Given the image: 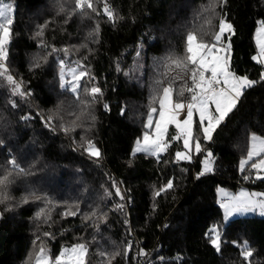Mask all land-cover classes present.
Wrapping results in <instances>:
<instances>
[{
  "label": "trees",
  "instance_id": "1",
  "mask_svg": "<svg viewBox=\"0 0 264 264\" xmlns=\"http://www.w3.org/2000/svg\"><path fill=\"white\" fill-rule=\"evenodd\" d=\"M4 1H12L15 6L9 67L15 68L13 76L23 82L31 96L13 97L10 89L0 84V140L4 141L0 145V174L11 168L7 161L12 157L29 173L13 172L14 183L8 189L13 197L12 209L5 211V205H0V264H22L31 248L42 243L53 258L66 246L85 243L89 255L94 256L87 264H96L101 251L120 253L111 264H133L132 251L128 256L123 254L131 238H137L138 249L162 246L159 256L163 260L155 255L153 264H264V217L250 215L224 223L217 202L221 186L264 191V180L244 179L246 171L239 170L250 136L264 138V80H260L264 67L252 60L257 54L254 33L258 22L264 20V0H227L222 6L217 3L216 16L202 13L215 0H107L114 22L103 14L104 0H94L100 15L87 9L84 14L73 12V0H62L63 13L59 12L58 0ZM224 15L235 30L231 69L257 83L244 91L210 143L203 140L198 124L195 126L194 136L204 149L214 153L213 170L197 178L206 153L193 155L191 161L176 162L175 152L183 149L182 139L171 142L159 162L156 157L142 154L133 157V145L145 129L153 84L166 71L165 58L184 55L188 31L195 29L199 36L203 26L204 39L210 40ZM208 19L212 24L205 23ZM45 24L43 35L38 37L36 33ZM41 41L48 47H41ZM85 44L87 48L82 47ZM53 45L57 49L68 47L69 55L58 52L48 57L47 63L40 59L41 66L35 68L37 58L47 55ZM59 59H64L69 68L76 67L77 62L86 66L95 80L84 77L82 89L96 85L103 92L85 111L82 126L75 131L60 117L53 119L54 130L41 119L42 111L43 116L50 117L56 99L79 105L74 94L60 87ZM177 72L173 66L170 75L176 76ZM183 83L176 80V91ZM80 99L91 98L81 90ZM12 100L18 107L11 106ZM152 106L158 107V102ZM23 115L31 118L21 120ZM62 116L73 118L68 112ZM60 124L69 131L65 133ZM175 134L171 126L168 135ZM82 137L91 139L100 149L99 163L83 152ZM113 179L124 189V200L115 196ZM168 179L173 180V189L157 197L155 192ZM105 189L113 195L105 197ZM30 190L47 194L52 203L45 205L32 198L22 203ZM76 203L80 207L77 215H62L66 210H75ZM118 203L124 204L122 211L116 210ZM90 206L107 213L106 222L103 218L85 221L83 213L91 211ZM40 208H45V214L37 220ZM47 215L51 219L45 223ZM214 225L222 237L219 253L207 235ZM45 232L52 233L54 239L45 237ZM245 241L253 252L249 261L240 255Z\"/></svg>",
  "mask_w": 264,
  "mask_h": 264
},
{
  "label": "snow or ice",
  "instance_id": "2",
  "mask_svg": "<svg viewBox=\"0 0 264 264\" xmlns=\"http://www.w3.org/2000/svg\"><path fill=\"white\" fill-rule=\"evenodd\" d=\"M74 9L73 12L79 10L81 14H84L85 10H91L92 13L100 15L94 0H73ZM99 2V0H97ZM60 4L59 12H65L62 0H58ZM217 3L223 5L227 3V0H215L206 6L202 13L210 12L213 16L219 15L216 12ZM15 7L12 3H6L4 0H0V84L7 86L10 89V95L13 97L19 96L21 99H27L31 96L30 91H26L23 87V82L17 80L10 72L8 67V45L11 42L12 26L14 24ZM72 13H68L70 16ZM103 14L110 22H114V14L107 3V0L103 2ZM67 22V21H65ZM207 24H211V19L205 21ZM259 26L256 29V45L258 52L252 56V60L257 64L264 67V20L258 22ZM47 24L40 26V30L36 33L38 37L43 35V29ZM95 32L99 33V24L96 25ZM201 35H197V31L194 29L188 31L184 42V55L172 56L165 58V72L161 73V78L156 80L153 84V95L151 96L150 106L147 112V120L144 127L149 131H145L142 139L135 141V147L132 150V156L137 153H144L152 157H156L159 162L161 154L167 152L173 141H183L184 151L175 152V161H191L193 154L200 155L206 153L203 163V170L197 173V178L204 175L207 172L213 170V153L202 148L201 141L198 137L194 136V114H198L199 131L202 133L204 141H211L213 134L220 127V125L226 120L237 107L240 98L244 91L253 87L257 81L249 79L247 75H238L231 69L230 64V51H231V38L235 34L233 25L227 20L226 15L220 16L218 22V31L211 34L210 40H205L203 26L200 28ZM91 35V33H90ZM226 37V42H225ZM41 47H48L41 41ZM87 48V45H82ZM91 52V49H88ZM58 52H63L65 56L69 55V48L64 47L57 49L54 45L51 46V50L44 57H38L37 62L34 64L35 68H39L40 59H43L44 63L48 62V57L54 56ZM139 56V52H137ZM84 59H87L85 57ZM59 65V81L62 89H67L74 94L77 101L83 105L81 115L84 110H87L91 104L95 103L98 97L103 95L102 89L99 86L93 85L90 88L81 87V80L84 77H88L90 80H95V77L86 70V66L77 62L76 67L69 68L66 65L64 59L57 61ZM175 67L178 70L176 76H171V69ZM120 69L118 68V71ZM66 76L70 79H66ZM176 80H183L184 83L176 91L174 84ZM260 80H264V71L260 73ZM167 81V83H165ZM190 81V84H189ZM81 90L89 96L90 100H81ZM185 93L188 96H185ZM158 102L159 107L152 106ZM13 108L18 107L15 100L10 101ZM105 109H108V105H104ZM184 116L181 119V116ZM158 117V118H157ZM30 115H23L21 120L30 119ZM80 116L76 119L80 120ZM43 120L44 118L41 117ZM94 120L95 117H90ZM45 126L52 127V117H48L44 120ZM82 124H74L72 128L75 131V127H81ZM174 126L176 134L169 136V128ZM65 133L69 131L68 128L63 127ZM154 128V131H152ZM251 147L247 152V158L241 159L239 163L240 171H245V166L252 161L250 168L255 170L256 179L264 180V158L254 160V157L262 156L264 154V138L252 134ZM83 143L80 147L83 152L86 153L89 158L94 159L97 163L101 160L102 153L100 149L95 145L91 139L82 137ZM4 141L0 140V145H3ZM8 164L11 168L3 169L0 174V205H5V211H10L12 205L10 201L13 199L8 194V189L14 183L13 172L18 174L27 175L24 168H22L16 161L15 157H12ZM245 176L244 179H248ZM174 184L172 179H168L166 184L163 185L155 195L158 197L163 192H167L173 189ZM111 188L115 190V196L120 200H124V194L121 190L119 182L111 180ZM113 194L108 189H105V197H111ZM33 201L43 202L45 205L52 203L50 197L44 193H38L36 190L28 191L25 196L22 197V203H29L30 199ZM221 207L224 209V220L236 213L254 212L259 209L261 215H264V192H247L241 191L238 195H231L230 193L223 192L221 199ZM91 211L83 213V219L85 221L93 220L94 218L99 220L103 218L106 222L107 213L101 212L99 207H91ZM124 204H116V210L122 211ZM80 212L79 203H76L75 210H66L62 215L75 216ZM45 214V208H40L36 213V219L40 220ZM3 213H0L2 216ZM51 219L50 215L45 217L44 222L47 223ZM127 223V221H125ZM96 230L99 231V226L96 225ZM208 238L211 246L219 253L221 251L222 237L221 232L217 226H213L209 229ZM44 236L49 239H54V236L50 232H45ZM96 237H93V241ZM239 247V245H237ZM133 245L131 241L127 243V246L123 249V254L128 256ZM88 254V246L85 243H76L71 247L62 248L59 254L53 256L50 251L41 244L39 251L35 255V264H86V256ZM119 252L109 254L101 251L99 255L103 257H110L108 264H111V259H114ZM138 256H146L147 253L141 249ZM240 255L244 261H249L253 256V252L245 241L241 248ZM31 255L29 259L31 260ZM161 259H163L161 257ZM104 264V261H101Z\"/></svg>",
  "mask_w": 264,
  "mask_h": 264
},
{
  "label": "rangeland",
  "instance_id": "3",
  "mask_svg": "<svg viewBox=\"0 0 264 264\" xmlns=\"http://www.w3.org/2000/svg\"><path fill=\"white\" fill-rule=\"evenodd\" d=\"M4 2H6V3H12L13 5H14V3L12 2V1H4ZM185 5H182V8L184 7ZM15 7V6H14ZM212 24V23H211ZM213 25H214V23H213ZM216 31H218V29L216 30ZM171 34H174V33H171ZM254 42H255V46H256V49H257V45H256V32L254 33ZM257 52H258V49H257ZM8 67H9V64H10V62H9V60H8ZM34 63V62H33ZM9 69H10V72H11V74L12 75H15L16 74V70H15V68L13 67H9ZM66 79H70V77H68V76H66ZM86 82H87V79H86ZM85 82V83H86ZM88 84V83H87ZM86 84V85H87ZM52 93V95L53 96H55V93H53V92H51ZM56 97V96H55ZM55 108H53L52 110H50V112H51V115H50V117L52 116L53 118H52V127H50V128H52L53 130L54 129H56V124H55V120H56V117H60L61 119H62V121H63V123L64 124H70V126L73 128L74 127V124H81V122H83V117H84V113H85V111L86 110H84V112H83V115H81V112H82V110H83V105L82 104H80L79 103V105H77V104H74V103H72V104H67V103H65V102H62V101H60V102H58V100L56 99L55 100ZM158 107H159V105H158ZM157 107V108H158ZM69 113L70 115H72L73 116V118H68V117H63L62 115H64L65 113ZM43 115H45V112L44 111H42L41 112V117H43L44 119H43V122H44V120H46L47 118H48V116H43ZM77 116H80L81 118H80V120H77L76 119V117ZM158 118V117H157ZM184 118V116L182 115L181 116V119H183ZM53 119H55V120H53ZM146 120H147V118H146ZM146 120H145V123H146ZM198 122H199V117H198V114H194V132H195V126L198 124ZM59 126H62L61 124L59 125ZM80 127H75V129H79ZM171 128V127H170ZM169 128V129H170ZM96 129H97V126H96ZM145 131H149L148 129H144L143 130V132H142V134H141V136L140 137H138L139 139H142V136H143V134H144V132ZM152 131H154V128H153V130ZM201 135H202V133H201ZM257 136H259V135H257ZM251 137V136H250ZM259 137H261V136H259ZM137 138V139H138ZM261 138H263V137H261ZM136 139V140H137ZM212 141V140H211ZM211 141H205V142H207V143H210ZM182 144H183V141H182ZM134 147H135V143H134V145H133V149H134ZM250 147H251V139H249V148H248V150L250 149ZM203 148V147H202ZM181 151H184V148L181 150ZM248 152V151H247ZM137 154H142V155H147V154H144V153H137ZM136 154V155H137ZM162 155V154H161ZM193 155H195V154H193ZM147 156H149V155H147ZM247 158V153L246 154H244V155H241V157H240V160L241 159H246ZM261 158H264V154H262V156H258V157H254V160H259V159H261ZM204 160V159H203ZM240 160H239V163H240ZM251 163H252V161H250L249 162V164L248 165H246L245 166V174H246V176H248V177H255L256 178V173H255V170H252L251 168H250V165H251ZM239 170H240V167H239ZM241 172V171H240ZM241 173H243V172H241ZM261 175H264V173H261ZM258 180V179H257ZM122 190V192H123V194L126 196V194L124 193V189H121ZM241 191H247V192H264V191H258V190H254V189H249V188H246V187H239L238 189H235V190H233V189H230V188H228V187H219L218 189H217V202H218V204L221 206V199H222V193L223 192H227V193H230L231 195H238ZM222 208V207H221ZM222 214H223V218H222V220H223V222L224 223H228L230 220H232V219H235V218H238V217H247V216H249V215H255V214H258V216H260L261 215V213H260V211H259V209H257L256 211H254V212H247V213H236V214H234V215H232L231 217H229L227 220H224V209L222 208ZM264 216V215H263ZM130 241V239L128 240V242ZM133 244V243H132ZM43 245L45 246V243H43ZM40 246H41V244H35L32 248H31V250L29 251V253H28V255H27V257L23 260V262H22V264H31L32 262H35V255H36V251H39V248H40ZM66 247H71V246H66ZM65 248V247H64ZM47 249V248H46ZM48 250V249H47ZM89 251H90V249L88 248V255L86 256V264H87V262H89V260L90 259H94V256L93 255H89ZM31 255V260L29 259V256ZM98 260L96 261V264H101V262H100V259L102 258L100 255H99V253H98ZM104 258V264H108V261H109V259H110V257H103ZM115 258H117V255L115 256ZM136 259H137V262H136V264L138 263L139 264V262L141 261V259H142V257H140V256H138V255H136ZM112 260H114V259H111V262H112Z\"/></svg>",
  "mask_w": 264,
  "mask_h": 264
},
{
  "label": "built area",
  "instance_id": "4",
  "mask_svg": "<svg viewBox=\"0 0 264 264\" xmlns=\"http://www.w3.org/2000/svg\"><path fill=\"white\" fill-rule=\"evenodd\" d=\"M132 202V200L130 199V203ZM131 243H133L132 245L133 246H136L138 245V241H136V239H132ZM140 251V249H136L135 250V254H134V264H136L137 262V259H136V255L137 253ZM147 255L146 256H140L142 257L141 261L139 262V264H153L155 262V255L159 257V260H163L161 259V257L163 256H159L162 252V246L159 245L158 247L156 248H150L148 250H144ZM138 264V263H137Z\"/></svg>",
  "mask_w": 264,
  "mask_h": 264
},
{
  "label": "clouds",
  "instance_id": "5",
  "mask_svg": "<svg viewBox=\"0 0 264 264\" xmlns=\"http://www.w3.org/2000/svg\"><path fill=\"white\" fill-rule=\"evenodd\" d=\"M47 127V126H46ZM47 128H49V129H52V128H50V127H47ZM240 187H245V186H240ZM247 188V187H246ZM131 233H133V232H131ZM133 235V234H132ZM136 239V241H138L137 240V238H135ZM130 241H132V238L130 239ZM139 243V242H138ZM137 249V245L136 246H133L132 247V249H131V251H132V253H133V258H134V254H135V250ZM141 250V249H140ZM144 250V249H143ZM134 264V263H133Z\"/></svg>",
  "mask_w": 264,
  "mask_h": 264
},
{
  "label": "crops",
  "instance_id": "6",
  "mask_svg": "<svg viewBox=\"0 0 264 264\" xmlns=\"http://www.w3.org/2000/svg\"><path fill=\"white\" fill-rule=\"evenodd\" d=\"M255 215H258V214H255ZM249 216H250V215H249ZM260 216L264 217L263 215H260Z\"/></svg>",
  "mask_w": 264,
  "mask_h": 264
},
{
  "label": "water",
  "instance_id": "7",
  "mask_svg": "<svg viewBox=\"0 0 264 264\" xmlns=\"http://www.w3.org/2000/svg\"><path fill=\"white\" fill-rule=\"evenodd\" d=\"M213 156H214V153H213Z\"/></svg>",
  "mask_w": 264,
  "mask_h": 264
}]
</instances>
